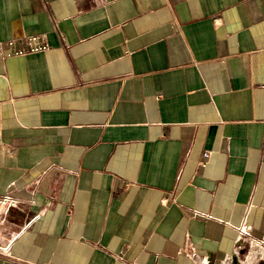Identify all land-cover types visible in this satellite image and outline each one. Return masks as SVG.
Wrapping results in <instances>:
<instances>
[{
    "label": "crops",
    "instance_id": "obj_1",
    "mask_svg": "<svg viewBox=\"0 0 264 264\" xmlns=\"http://www.w3.org/2000/svg\"><path fill=\"white\" fill-rule=\"evenodd\" d=\"M248 247L264 264V0H0V264Z\"/></svg>",
    "mask_w": 264,
    "mask_h": 264
},
{
    "label": "rangeland",
    "instance_id": "obj_2",
    "mask_svg": "<svg viewBox=\"0 0 264 264\" xmlns=\"http://www.w3.org/2000/svg\"><path fill=\"white\" fill-rule=\"evenodd\" d=\"M256 246H253V248ZM253 248L248 247L243 253H241L239 256H236L234 258H231L224 264H248L249 255Z\"/></svg>",
    "mask_w": 264,
    "mask_h": 264
},
{
    "label": "built area",
    "instance_id": "obj_3",
    "mask_svg": "<svg viewBox=\"0 0 264 264\" xmlns=\"http://www.w3.org/2000/svg\"><path fill=\"white\" fill-rule=\"evenodd\" d=\"M34 40V39H33ZM32 41V40H31ZM46 49V47L45 46H31L30 48H28L27 50H26V52L27 51H41V50H45ZM24 50H20V51H18V52H16V54H24V53H26ZM204 157L205 158H207V157H209L210 156V152H205L204 154ZM3 202H7V200H4ZM248 228H245L244 229V231L245 232H247L248 230H247Z\"/></svg>",
    "mask_w": 264,
    "mask_h": 264
},
{
    "label": "bare ground",
    "instance_id": "obj_4",
    "mask_svg": "<svg viewBox=\"0 0 264 264\" xmlns=\"http://www.w3.org/2000/svg\"><path fill=\"white\" fill-rule=\"evenodd\" d=\"M261 256L264 258V250H262ZM254 261H255V257L254 256H250L249 259H248V264H254Z\"/></svg>",
    "mask_w": 264,
    "mask_h": 264
}]
</instances>
